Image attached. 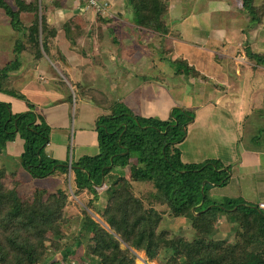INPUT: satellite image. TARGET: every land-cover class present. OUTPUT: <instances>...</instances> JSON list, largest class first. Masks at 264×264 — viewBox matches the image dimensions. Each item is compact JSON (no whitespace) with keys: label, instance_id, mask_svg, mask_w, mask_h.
<instances>
[{"label":"trees","instance_id":"obj_1","mask_svg":"<svg viewBox=\"0 0 264 264\" xmlns=\"http://www.w3.org/2000/svg\"><path fill=\"white\" fill-rule=\"evenodd\" d=\"M123 1L133 25L162 35V41L166 38L169 26L162 20L167 13L166 2ZM240 1L250 22L258 26L264 17V5L257 4V0ZM79 2L93 9L98 17L109 18L108 13L89 6L86 0ZM64 4L63 0L54 1L55 7ZM39 6L42 8L38 0H13L12 4L0 0V9L11 29L22 35L29 29L26 39L14 40L13 58L0 69V91L6 88L13 97L25 101L28 108L12 113L10 104L0 101V156H6L8 142L20 139L23 145L17 168L33 179H45L56 172L68 174V160L59 162L45 151L50 127L44 117L24 95L8 89L9 74L21 67L25 49L39 59L43 53L49 55L53 47L57 32L50 27L45 11L39 13ZM25 15H32L30 26L24 24ZM99 21L108 20L100 17ZM251 45L247 41L244 46L247 59L264 67V53L253 50ZM178 64L186 80L204 82L206 76L186 61ZM80 92L107 113L98 118L95 126L98 153L70 163L75 187L95 194L113 169L123 172L130 166L132 172L129 177L120 172L113 185L103 190L107 195L111 193L101 212L110 232L85 216L77 231L69 235L70 242H65L58 264H135L130 249L143 252L150 260L159 257L161 264H264V210L259 207L260 200L253 204L243 197L221 202L211 199L212 187L230 181L231 165L225 166L218 159L200 163H185L181 159L179 144L195 118L193 111L174 108L166 119L144 117L100 90L88 88ZM17 171L11 176H16ZM6 173L7 168L0 169V264H55L51 259L61 247L60 237L55 236L52 241L44 234L51 224L63 220L67 195L62 189L47 194L37 187L31 200L23 199L17 190L3 185ZM13 185L18 187L19 182L14 181ZM148 186L152 189L146 197L134 194L135 188ZM222 214L235 216L233 240L212 239L211 233ZM168 216L180 227L186 224L189 229H182L181 233L160 227ZM84 237L88 239L85 252L75 258ZM122 244L126 248H121Z\"/></svg>","mask_w":264,"mask_h":264},{"label":"rangeland","instance_id":"obj_2","mask_svg":"<svg viewBox=\"0 0 264 264\" xmlns=\"http://www.w3.org/2000/svg\"><path fill=\"white\" fill-rule=\"evenodd\" d=\"M8 3L12 4L13 0H6ZM164 2H166L167 4V13L166 15L162 18L163 22H165L166 25L169 26V34L167 35V37L163 40L162 43H160L159 47H156L157 43H149L148 41H143L142 47L145 49H147V51L152 50L153 48H155V52H152L153 54H150L151 57H153L154 64L156 65V70L158 71V73L156 71H150L148 73H141V72H134V77H130V80L127 81V83H123V82H119L117 85V93L118 96L121 97L124 95L125 97V105L129 108V110H131L134 114H139L141 116L144 117H154V118H158L161 119L163 118V113L161 112H157V100L162 99L164 101V103H166L167 105L170 104V102H174L173 100L175 99L178 103V105H176L177 108L179 109H186L190 112L193 111V113L195 114V122L193 124H191V122L188 124V132L187 135H185V139L184 141L179 144V150L181 151V153L183 154L182 160L189 162V163H200L203 162L205 160L208 159H220L222 161V163H227L231 165V172L233 173V176L231 177L230 181H228V183L224 186L218 185V186H214L211 188V190L209 191V196L211 199L215 200V201H223L225 198H239V197H243L244 199H246L249 203H253V204H257L258 201L261 199L260 197L262 195H264V175L263 173H257L254 174L253 176L250 177V182H249V177L248 179H237V177L239 176L237 172H235L237 169H241L244 170L242 172L243 177L247 176L248 170L246 168H244V166L239 164V161L242 160V158L244 157L243 154L244 151L242 149H244V147L241 144H230L231 142H229V140L227 138H224V140H221L223 138H220L218 133H216V131H214V129H212L211 127H208V122H222L224 129L228 132H230V128H232L233 123L231 121V117L229 116V110L225 109L226 111H222V110H213L214 106L211 107H207L209 110H204L201 111L200 113H198L197 111L195 112L194 110H190L191 108V101L189 100L190 98L194 97V94L196 93L195 88L198 86V82L197 84H193V85H188L187 84V80L185 78V75L181 73V71L179 70V64H178V58L174 59V56L171 55V52L174 51L175 54L180 55V53H184L183 55H188V59L190 61V65H193L194 67H196V69L202 73L203 75L206 76L205 80H204V86H203V91L200 92V95H202L201 99L199 100L203 102V100L207 99V90L208 88L211 86L213 87V78L211 77H215V75L217 73H221L224 70V66L226 67V64L224 63V59L223 57H226V55H224L225 52H227L225 50V46H224V51L220 50L221 46H218V48L215 49L214 47V42H207L204 44H201L200 46L202 47L203 51H199L197 49V47H191L190 45L192 44V42L194 41L190 36L191 34H189V32L187 33L186 30L188 28V26L190 25V22H192L193 20H196L197 18V14H202V13H206V11L208 13L210 12H214L213 14H219L218 11H212L211 8H215L216 6V0H190L189 2L186 0H177L176 2H181L182 1V5L184 3L187 2V6L185 8V13L181 16V17H176L174 16L175 14L173 12H171V10H180L178 9L180 5H173L174 4V0H163ZM202 1V2H201ZM228 0H224V4L227 2ZM65 2V1H64ZM212 4H211V3ZM47 3V4H46ZM200 3V4H199ZM38 4L42 6V8L39 6V13L41 14L42 11L44 10L45 6L48 7V12H47V16L50 19V22L52 23L50 25L51 28H53L54 30H56L57 34H56V39L57 40H61L64 36L63 30L68 29V28H75L76 26L82 28L83 26H86V17H83L82 19L79 18L78 15H74L73 13H68L65 12V10L61 11L60 14H56V11L54 10V3L50 0H48V2H46V0H38ZM241 1L240 0H236L234 2V6L238 5L239 7L241 5ZM257 4H261L264 5V0H257ZM191 6V8L189 7ZM44 7V8H43ZM241 9V8H240ZM194 12V13H193ZM76 13V12H75ZM183 13V11H182ZM0 37L4 38L5 40H2L3 43H0V50L3 51L5 56L0 57V69H2L4 67V65L6 64L5 62H7L8 60H12L13 58V53H14V40L17 39L18 37H22L23 39L27 38V32L24 35L19 34L18 32L16 33V31H13L10 27L9 24V20L6 16H4L3 11H0ZM111 14V13H110ZM242 14H244V12H242ZM247 14V13H246ZM109 15V13L107 14ZM214 15V16H215ZM232 16V14H230ZM2 16V18H1ZM94 16L95 14H93V22H94ZM195 16V17H194ZM228 16L226 14V18L224 22H228L229 20H233V15L232 17ZM249 16V14H248ZM110 17V15H109ZM236 17V16H235ZM24 18V16H23ZM250 18V16H249ZM25 19V20H24ZM24 24L29 25L30 26V20H32V15H25L24 18ZM177 19V20H176ZM209 19V17H208ZM122 20H125L124 18H122ZM110 28L113 30L114 28H116V30L119 32L121 28H123L124 26H122L118 21H116L115 23H113L112 21ZM124 22V21H122ZM181 22V23H180ZM198 24H200V26L203 28L200 31H198V40H200V38H205L207 37L208 34L213 35V30L211 27L205 28L204 26L205 23L199 19L196 21ZM180 23V25H178ZM120 24V26H118ZM222 24V23H221ZM229 23H225V28ZM114 25V26H113ZM69 26V27H67ZM184 26V27H182ZM219 27V25L216 24V26L214 27ZM121 27V28H120ZM243 28H245L246 31V37L248 38L247 41L250 42V44H254V39L257 38L259 36V33L262 36V41L264 40V17L262 19V22L256 26L255 24H252L250 21L247 23H245V26H241ZM58 29V30H57ZM77 30L79 31L80 29L77 28ZM171 30V32H170ZM235 32H233V30L229 33V38H237L238 33L240 32L239 30H234ZM239 31V32H238ZM145 32V31H143ZM142 32V33H143ZM40 33V30H39ZM148 33H151L150 31H148ZM73 34V33H72ZM78 32L75 31L74 32V36L77 37ZM144 34V33H143ZM152 35L156 36V38H159L160 40H162V35H155L153 33H151ZM224 34V33H223ZM2 35V36H1ZM225 35V34H224ZM223 35V37H224ZM174 37L176 38V44L173 45L170 42V38ZM65 38V37H64ZM157 40V39H156ZM142 41V40H140ZM201 42V41H199ZM229 44H231V51H235V52H240V54L238 53L236 55L237 58H239L240 60H238L237 63V67L238 68H244L247 66L246 70L249 71V73L251 75H253L254 73H256L257 69L254 67H250L249 65L252 64V62L247 59L245 52H244V45L241 48H233V46L238 45L235 41H233L232 39L228 42ZM217 44V43H216ZM246 45V44H245ZM55 50H53V53L50 52L49 55L45 56L46 54L43 53L42 54V63L40 64V68L42 70V73H45L46 75L48 74H54L55 76H57L58 78V83L59 86L57 87H62V88H67V86L64 84L62 85V82L64 81L65 83H73V79L71 78V74H78V71L76 70L77 68H74L73 66V71L67 70L65 68V61L63 60L61 55H65V48H54ZM169 50V51H168ZM254 50V47H253ZM77 51L80 52V57H82L85 53H88L87 50L84 49H77ZM150 52V51H149ZM258 53H264V43L261 46V49L257 50ZM239 55L241 57H244L243 59H241L239 57ZM24 56L27 58V60L32 61L33 57L32 55H30L28 53V51H24ZM199 56V57H197ZM6 59V61H5ZM8 59V60H7ZM35 59V58H34ZM89 59V58H87ZM232 60V59H231ZM234 60V59H233ZM244 60V61H243ZM4 61V65L3 62ZM251 63V64H250ZM24 68L26 69V71H33L35 68H33L32 66H30L29 63H24ZM22 64V65H23ZM32 64V63H31ZM34 64V63H33ZM78 64H81V62L79 61ZM75 65V64H74ZM103 65H106L108 70L107 72L105 71V75H103L104 73L100 71V68L103 69ZM240 65V66H239ZM71 66V65H70ZM255 66V65H253ZM72 67V66H71ZM121 67H123V71L126 72V75L132 71L130 68H124L125 64L122 63ZM32 68V69H30ZM237 68V70H238ZM29 69V70H28ZM111 70V66L108 65V62H105V64L103 63V61H99V60H92V68H91V72H93L94 76L97 78L95 79L93 76L90 75V77H88L86 74L83 76L86 77H82V85L85 84L89 87H93L94 85H96V88L98 90H104L103 88H106L108 85V81L110 82V78H108V74L110 73ZM141 71V70H140ZM25 70H23V73L19 76H23L24 75ZM239 72V70H238ZM29 73V72H28ZM34 74V73H30ZM173 74H177L178 76H180L181 78L175 77L173 79L177 80L179 83L178 88L174 85L173 89H169V83H171L169 81L168 78H170V75ZM241 74V73H238ZM157 75V76H156ZM99 76H102V78L100 79ZM122 76L124 77L125 75L122 73ZM241 77V80H243L244 83L250 84V79L251 82L255 83L257 86L261 85L264 86V77L261 79L258 78H254V77H249L247 75L242 76L239 75ZM78 76H76L75 81L77 79ZM209 77V78H208ZM256 77V76H255ZM253 78V79H252ZM171 79V78H170ZM209 79L211 81H209ZM249 79V80H248ZM162 80H164V82H166V86H162ZM61 81V82H60ZM114 81V80H113ZM191 81H193L192 83L195 82L194 79H191ZM77 82V81H76ZM16 85L17 89H19L20 93H22V95H25L26 100H28V97H32V99L28 100L31 104L34 105V100L35 98L41 96L43 94V90L44 91H51L53 88H55L54 85H52L51 82H49V76H47V78L44 81H38V85L36 84V80L34 79H21ZM247 85V87L251 88L250 85ZM104 85V86H103ZM38 86L41 87V92L38 89ZM45 86L47 87H52L51 90H48L47 88H45ZM78 86V84H77ZM6 87V85H3V88ZM210 87V88H211ZM209 88V89H210ZM8 89L10 90H14L13 86H8ZM108 88H106L105 90H107ZM188 89V92H186ZM205 89V90H204ZM8 90L5 88V91H3L4 93H7ZM115 91V89L112 88V92ZM18 92V91H17ZM169 93V94H168ZM221 92H217L214 91V94L211 96V101H216V99L220 96ZM157 94V95H155ZM222 94V93H221ZM77 95V96H76ZM116 95V92H115ZM155 95V97H154ZM224 94H222L223 96ZM8 96V95H6ZM37 96V97H36ZM80 95L76 92V94L74 95V98L79 97ZM44 97V96H42ZM227 98H231L230 95L227 96ZM210 100V99H209ZM118 101L121 102V100L118 99ZM208 101V100H207ZM14 102L15 104H12L11 102V109L17 111L16 109H18V106H21V104L26 105L25 101L21 100V99H17L14 98ZM198 102V101H197ZM204 103V102H203ZM148 104H152L153 105V109L154 111H149V112H145L144 109L146 107H149ZM15 105V106H14ZM145 107H144V106ZM198 105V104H195ZM35 106V105H34ZM36 107V106H35ZM219 109V108H216ZM171 112V111H170ZM177 111H175L176 113ZM264 112V111H263ZM21 113V112H20ZM80 110L77 111L76 115H79ZM256 113V112H255ZM165 114V113H164ZM179 114V113H178ZM206 114V118H203L204 115ZM166 116H169L170 113L167 112L165 114ZM254 115V112H253ZM156 116V117H155ZM232 118L234 119V117L232 116ZM193 119V120H194ZM251 121V124L249 123H245L244 124V133L243 134V140L245 141V144L247 147H254L256 149H259V147L262 145L264 146V136H262V132L256 134L255 136V131H254V124L255 121H257L256 119H254L252 116L251 118H249ZM259 119V118H258ZM192 120V121H193ZM235 120V119H234ZM260 121V120H259ZM227 123H229V125H227ZM210 124V123H209ZM247 124V125H246ZM78 125L79 123L77 121H74V115L70 116V121L67 125L60 127L56 130V132L54 133V140L56 141L57 144H59L57 141L60 142V146H63V148L65 150H62V155H66V157H68V159L63 158L65 161L68 160V167L69 164L72 162V157L75 160L77 157V148L76 145L78 143ZM250 126V127H249ZM264 127V125H263ZM234 130H239V128H242V126H237L236 123L234 125ZM224 130V131H225ZM257 130V129H256ZM228 138L230 140H234V136L233 135H227ZM86 143H90V138H87ZM7 147V151H6V156H0V169L1 168H7V173H6V178L4 180L3 185L6 187V189H10V190H14V191H18V196L21 198H29V200H31L32 198L30 197L31 195H33L32 193L34 192V188H43L45 189L46 193H52L54 191H56L57 189H62L64 190L65 194L67 195V199H66V203L63 206L62 209V216H63V220L60 222H56L51 224V226L47 229V231L45 232V237L48 240H52L54 239L55 236H59L60 237V245L61 247L59 248V250L56 252L57 254L55 255V257H53L51 259L52 262H55V264H58L57 262L60 261L61 256H63V247L65 242H70L69 240V235L74 232L77 231L76 229L78 228V223L81 221L82 218H84L85 216L90 217L91 219H93L95 222H98L101 226H103V228H105L106 230H108L110 232L109 227L104 223L101 212L104 209V206L106 205V202L108 200V198H110V192H108V195L105 194V192L103 190H105L108 186H112L114 183L115 178L121 174L120 172H122V170H119V168L117 169H113L111 171V173H109L105 179H104V185L100 186L97 188V191L95 194L88 192L87 190L82 191V190H78L75 185H74V176L73 173L70 172V169H68V174L67 175H62L60 172H56L54 175L47 177L45 179H33L30 178L27 173L24 172L23 169H21L19 167V169L17 168L19 166V156L21 154L22 151V142L20 139H17L16 142H8L6 144ZM83 147V146H82ZM235 148V153L233 152V149ZM97 150V149H96ZM94 150V151H96ZM225 150V153H223L222 151ZM89 154H92V150L90 152H86ZM234 156L236 159L232 160V161H228L229 159L233 158L232 156ZM237 155V156H236ZM54 159V158H53ZM63 161V160H62ZM134 162V161H133ZM243 162V160H242ZM260 166L259 167H255V169L259 172H263V167L264 164L262 161L259 162ZM18 169V171H17ZM254 169V168H252ZM17 171L16 176H11V173ZM132 172L131 167H126L122 173H124V176L129 177L130 173ZM249 174V173H248ZM12 181V183L10 182ZM14 181L19 182V186L15 187L13 185ZM2 182V181H1ZM152 187L148 186V187H141V188H135L134 190V194L137 195L138 197H146L147 192L151 191ZM45 200V198L43 199ZM262 205H264V201L261 202ZM264 210V208H262ZM220 221L219 224L217 225V227L213 230L212 234V239H216V240H233L234 237V228L233 226L235 225L234 222H236L235 220V216L234 215H226V214H222L220 216ZM181 221L183 222V219H181ZM183 224V223H181ZM80 226V225H79ZM163 228H166L171 231L174 232H181L182 229L184 230H188L189 227L185 224V226L183 225V227H180L181 225L177 222L174 221V219H171V216L166 217V220L162 222L161 226ZM185 232V231H184ZM182 233V232H181ZM189 237V236H188ZM187 237V238H188ZM90 239L93 238V235H90L89 237ZM210 238V237H209ZM87 238H83L82 241V245L80 247H78L76 249V255L74 256L75 258L78 256H82L85 252V248L87 247ZM90 242V241H89ZM50 242H47V244H49ZM82 247V248H81ZM121 248H126V246L124 244L121 245ZM130 254L132 255V257L134 258L135 264H161L160 258H156L153 260L147 259V257L145 256V254L143 252H139V251H135L133 249H130ZM61 253V254H59ZM75 262V260H74Z\"/></svg>","mask_w":264,"mask_h":264},{"label":"crops","instance_id":"obj_3","mask_svg":"<svg viewBox=\"0 0 264 264\" xmlns=\"http://www.w3.org/2000/svg\"><path fill=\"white\" fill-rule=\"evenodd\" d=\"M27 1L29 2L30 0H27ZM50 1H52L54 3L55 0H50ZM176 1L177 0H174L173 5H180L178 8L180 10H178V11L177 10H171V12H173L175 14L174 16L179 18L185 13L184 10L188 4L186 2L182 5L181 4L182 1L181 2H176ZM186 1L189 2L190 0H186ZM203 1H205V0H203ZM211 1H213V0H211ZM235 1L236 0H228L224 4L223 3L224 0H216V2H215L216 7L214 9L211 8V10L212 11H218L219 14L217 13L215 15V14H213L214 12L208 13L206 11V13L197 14L196 20H193L192 22H190V25L188 26L186 32L187 33L189 32V34H191L190 37L194 40L192 42V44L190 45L191 47H197V49L201 52V51H203V49L200 45L212 41L215 44L214 45L215 49L218 48V46H221L220 50H223L224 46H225L226 47L225 50L227 52H225L223 50V52H225L224 55H226V57H223V58H225L224 63L226 64V67L224 66V70L221 73H217L215 75V77L214 76L211 77V78H213V84H212L213 87L210 86L211 88L209 87L210 89L208 88V90H207L206 102H205V100H203L204 103L202 101L199 102V100L202 98L201 97L202 95H200V92L203 91L202 89H203V86L205 84L203 81H200V79H199V80H196L194 83H192L193 81H191V79H189V80H187V84L193 85V84H197V82H198V84H197L198 86L195 88L196 93L194 94V97L189 99L191 101L190 110H194L195 112L197 111L198 113H200L201 111L209 110L207 107H211V106H214L213 110H222V111H226L225 109L229 110V112H230L229 116L231 117V121L233 123L232 128L229 129L230 132H228L227 129L226 130L224 129V126H223L221 121L217 122V123L208 122V127H211L212 129H214V131H216V133H218L219 137L223 138L221 140L225 141L224 138H227L229 140V142H231L230 144L237 143V144H241L244 147V149H242L245 153V154H243L244 157L242 158L243 162L241 160V161H239V164L244 166V168H246L248 170L249 174L247 173V176L243 177L242 172L244 170H241L240 168L237 169L235 172H237L239 175L237 177V179H245L246 180L249 177V182H250V177L253 176L254 174H256L255 172L263 173V175H264V171L259 172L255 169V167L260 166V163H259L260 161H262L264 164V146L261 145L259 147V149H256V148L251 147V146L247 147L245 144V141L243 140V134L242 133H244V124L247 121H248L247 123L251 124V121L249 118H251V116H252L254 119L257 120V121H255V124H254L255 136H256V134H258L260 132H262L261 135L264 136V127H263V125H264V112H263L264 111V86H261V85L257 86L255 83L251 82V79H250V84H248V82L244 83L243 80H241V77L239 75L242 74V76L247 75L250 78L254 77V78L261 79L264 77V67L256 65L255 68L257 69V71L253 75H251L249 73V71L246 70L247 66L242 68V69L237 67L238 65L236 62L240 59L237 58L236 55L238 53L240 54V52L231 51L230 50L231 44H229L228 42L232 39L233 41H235L238 44L235 46L232 45L233 48H237V47L241 48L243 45L245 46L248 38L246 37L245 28H243L241 26H245V23L248 24V22L250 21V18L248 16V14H246L242 10L241 6L240 7L238 5L234 6ZM46 2H48V0H46ZM63 2L65 4L61 5L59 7H55L53 5L54 6L53 8L56 11V14L57 13L60 14L62 9H63V11L65 10V12L73 13V16L78 15L79 18H81V19L83 17H86V20H87L86 21L87 24H85L86 26H83L82 28L76 26L74 29L68 28V29L63 30V33H64L63 36L65 38L63 37L61 40L59 39L57 41H55L56 38H54L53 47H51V49H50V52L53 53V50H55L54 48H57V49L60 48V51H61V48H65V55H61L63 60L65 61V68L67 70H70L73 72H74L73 69L77 68L76 70L78 71V74H74V75L71 74L70 75L71 78L73 79V81H72L73 83L72 84L68 83V81H67V83H65L63 81L65 83V85L67 86V88L64 89L62 87H57V86H59V83H58L59 81H58L57 76H55L54 74L46 75L45 73H42V70L40 68V64L43 61L42 58H39V59L33 58V60L30 61L31 59L27 60V58L25 57L24 63H29L30 66H32L35 69L33 71L32 70L26 71V69L24 68V64L22 63L23 65H21L19 70L11 72L9 74V76H11L9 85L13 86L14 90H16L20 93V91H19V89H17L16 85H19L17 83L21 79H34V80H36V84L38 85V81H44L47 78V76H49V82H51L52 85L55 86V88L52 89V87L45 86V88H47L48 90H51V89L52 90L51 91H44L43 90L42 91L43 94L39 97L36 96L37 98H35V100H34V105L36 106L37 112L40 113L44 117L46 123L50 127V134H49L50 140H49V143H48L45 151L49 155V157H51L52 159L54 158V160H57L59 162L65 161L63 158L68 159V157H66V155H62V150H65V149L63 148V146L59 145L60 144L59 141H57L59 144L56 143V141L53 139L54 138L53 136H54V133L56 132V130L58 128L65 126L66 123L68 125V123L70 121V116L72 118V116L74 115V121H77L79 123V125H78V131H79L78 138L79 139H78V143L76 145L77 157L75 160L72 157L71 161L76 162L84 156H94L98 153V137H97V131H96L95 126L97 124L98 118H100L102 115L107 113V111L105 109L94 105L89 99L83 97L81 92H80L82 90L91 88L85 84L82 85V77H86L83 75L86 74L88 77H90V75H91L95 79H97L94 76L93 72H91L92 60L103 61L104 64H105V62H108V65L111 66L110 73L107 76L108 78L111 79L110 82L108 81V85L106 87L108 89L105 90L106 88H103L104 90L103 91L100 90V91L106 93L109 96V98H114L115 100L119 99V100H121V102L123 104H125L124 95L121 97L118 96V93H117L118 83L119 82L127 83V81L130 80V77H132V78L134 77L135 71L141 72V73H148L150 71H156L158 73V71L156 70V65L154 64V61L151 60V59H153V57H151L150 54H153L152 52H155V48L159 47L160 43H162L163 41L160 40L159 38H155V36L152 35L151 33H148L147 30L141 29V28L133 25L132 21L130 20L129 10L124 7L125 5H124L123 0H108V2H109L108 13H109L110 17L105 18L103 16H100L101 18L108 20L105 22L99 21L100 17H98L97 13L93 9L87 8L84 3H80L79 0H63ZM189 7L191 8V6H189ZM0 11H2V10L0 9ZM44 11H45V14H47V12H48L47 6H45ZM182 11H183V13H182ZM242 12H244V14H242ZM93 14H95L94 22H93V17H92ZM226 14L228 16H231L230 14H232V16L235 15L236 17L233 16L234 17L233 20H231V21L229 20L228 22H224V21H226L225 20ZM109 15H107V16H109ZM208 17H209V19H208ZM1 18H2V16H1ZM46 18H47L49 25H51L52 23L50 22V19L48 18V16ZM122 18H124L125 20H122ZM199 19H201L205 23V25H207V26H204L205 28L209 29L211 27L212 29H214L213 35L211 34V36H210V34H208L207 37L200 38L199 41H201V42L197 41L198 40V33H199L198 31L203 29L200 26V24H198L196 22ZM110 21H112L113 23L118 21L124 27L123 28L120 27L121 29L119 32L116 30V28H114L112 30L110 28V26H112ZM122 21H124V22H122ZM180 23L178 25H180ZM225 23H229L226 26V28L224 25ZM120 24L118 26H120ZM216 24L219 25L220 28L218 26L214 27V26H216ZM67 27H69V26H67ZM182 27H184V26H182ZM77 28L80 30L78 31ZM232 30H233V32H235L234 30L240 31V32L238 31L239 33H238L237 38H229V33ZM75 31L78 32L77 37L74 36ZM143 31H145V32H143ZM170 32H171V30H170ZM223 35H224V37H223ZM166 37H167V35H166ZM0 38L2 40H5L2 37H0ZM1 39H0V43H3ZM143 39H145L149 43H152V42H154V43L158 42V43H157L156 47L153 48L152 50H149L150 51L149 52V51H147L146 48L144 49L142 47L143 41H145ZM170 39H171L170 42L173 45H175L176 44V38L171 37ZM140 40H142V41H140ZM263 43H264V40L262 41V36L259 33V36L254 39V44H252L251 46H252V48L254 47L255 51H257L258 49H261V46ZM77 49L87 50L88 53H85L82 57H80V52L77 51ZM183 54L184 53L182 52V53H180V55H178V54L176 55L174 51L171 52V55L174 56V59L178 58V60H180V61H178V63L182 62V61L183 62L186 61V63L189 64L190 61L188 59V55H183ZM2 56H5V55H4L3 51L0 50V57H2ZM45 56H47V55H45ZM197 57H199V56H197ZM239 57L241 59L244 58V57H241L240 55H239ZM87 58H89V59H87ZM5 61H6V59H5ZM79 61L81 62V64H78ZM7 62H5V63H7ZM2 63H3V65L5 64L4 61ZM122 63L125 64V67H124L125 69L130 68L132 70L127 75H126V72L123 71V67H121ZM73 66H74V68H73ZM191 66H193V65H191ZM249 66L253 67V64H251ZM103 67H104L103 69L100 68V71L104 73L103 75H105V71L107 72L108 68L106 65H103ZM194 68H195V70L198 69V68L196 69V67H194ZM237 68H238L239 72H238ZM30 69H32V68H30ZM23 70H25L24 75L19 76L23 73ZM30 73H34V74L30 75ZM122 73L125 75L124 77L122 76ZM238 73H241V74H238ZM180 74H182V73H180ZM200 75H203V74L200 73ZM76 76H78L76 79L77 82L75 81ZM100 77L102 78V76H99V78ZM175 77H177L178 80H179V78H181L177 74H175V75L171 74L170 75L171 79L168 78L169 81L171 82V83H169L168 90L173 89L174 85L178 88L180 82L173 79ZM209 81H211V80L209 79ZM77 84L81 87H78ZM162 84H163L162 86H166L167 83L164 82V80H162ZM245 84L250 85L251 88L247 87V85H245ZM112 88L115 89V91L112 92ZM38 89L41 92V87L38 86ZM91 89L98 90L96 88V85H94ZM214 91L221 92L224 95L222 96V94L219 93L220 96L216 99V101H211V96L214 94ZM76 92L80 96L74 98V95L76 94ZM115 92H116V95H115ZM186 92H188V89ZM6 95H8V96H6ZM155 95H157V94H155ZM155 95H154V97H155ZM228 95H230L231 98H227ZM42 96H44V97H42ZM14 98L15 97H13L11 94H7V93H4L3 91H0V101L7 102L9 104H11V102H12V104H15ZM28 98L30 100L32 99L31 96ZM173 101L174 102H170V104L167 105L166 103H164V101L162 99L157 100V105H156L157 106V112L163 113V118H161V119L168 118V116H166L165 114L167 112L170 113V111H172L174 108H177L176 105H178L177 104L178 102L175 99ZM195 104H198V105H195ZM148 105H149V107H146L144 109V111L145 112L154 111L153 105L152 104H148ZM216 108H219V109H216ZM16 110L17 111L11 109V112L12 113L25 112L28 110V108H27V105L21 104V106H18V109H16ZM79 110H80L79 115H76L77 111H79ZM253 112H254V115H253ZM137 115H139V114H137ZM232 116L234 117L235 120L232 118ZM203 118H206V114L204 115ZM194 122H195V119L193 121H191V124H193ZM235 123L237 126H239V125L242 126V128H239V130H237V129L234 130L233 127H234ZM227 125H229V123H227ZM188 130H187V132H188ZM228 134L233 135L234 140H230L227 136ZM87 138H90L89 144L86 143V141H85ZM22 145H23V142H22ZM91 150H92V154L86 153V152H90ZM94 150H96V151H94ZM231 150H233V152L235 153V148H233ZM222 152L225 153V150H223ZM182 157H183V154L181 153V159H182ZM232 157L233 158L229 159L228 161H232V160H235L237 158V157L235 158L234 156H232ZM182 161L185 163H189V162H186L184 160H182ZM223 164L225 166L230 165V164H227L224 162H223ZM69 166H70V164H69ZM252 168H254V169H252ZM263 170H264V167H263ZM230 175L232 177L233 173L230 172ZM260 198H261L260 202H263L264 201V195H262Z\"/></svg>","mask_w":264,"mask_h":264},{"label":"built area","instance_id":"obj_4","mask_svg":"<svg viewBox=\"0 0 264 264\" xmlns=\"http://www.w3.org/2000/svg\"><path fill=\"white\" fill-rule=\"evenodd\" d=\"M87 3L89 4V6L98 9V10H102L104 13H108V9H109V2L107 1H100V0H86ZM259 207L262 209L264 208V205H262V203L259 204Z\"/></svg>","mask_w":264,"mask_h":264},{"label":"clouds","instance_id":"obj_5","mask_svg":"<svg viewBox=\"0 0 264 264\" xmlns=\"http://www.w3.org/2000/svg\"><path fill=\"white\" fill-rule=\"evenodd\" d=\"M68 169H70V170H71V167L69 166V167H68Z\"/></svg>","mask_w":264,"mask_h":264}]
</instances>
